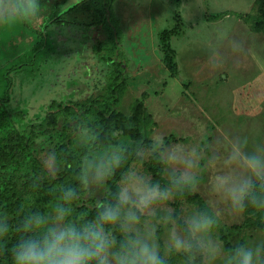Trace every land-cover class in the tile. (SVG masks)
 Instances as JSON below:
<instances>
[{
	"label": "rangeland",
	"instance_id": "1",
	"mask_svg": "<svg viewBox=\"0 0 264 264\" xmlns=\"http://www.w3.org/2000/svg\"><path fill=\"white\" fill-rule=\"evenodd\" d=\"M65 1L63 9L80 0ZM54 2L41 0L43 15L39 25L28 21L32 28H41ZM111 8L108 29L78 23L59 26L56 55L48 57L42 64L43 68L52 67L54 70L52 74L41 72L37 75L35 82L43 87L28 92L29 106L33 110L52 99L53 87L46 86L52 83L56 73L62 80L66 71L82 73L84 64L87 68H96L92 44L97 41L110 44L109 32L112 30L115 38L118 33L117 61L123 66L126 81L118 107L129 112L134 100L144 97L148 115L142 125L148 137L139 149L144 156L132 161L123 177L135 169L153 182L162 186L168 184V172L162 164L158 177L148 170L151 156H158L152 149L154 138L162 137L165 149L179 146L195 152L194 171L199 182L190 193L197 197L194 200L175 197L168 206L181 218L193 209L216 214L219 222L214 236L224 245L221 235L227 227L242 222L247 215H258V211L254 212L250 207L244 213H233L211 187L212 178L217 174L243 173L242 168L228 164L234 141L245 142V151L264 147V24L256 27L235 15H255L257 2L114 0ZM224 11L229 14L219 19L214 17ZM23 24L21 19L0 24V66L19 54L32 40ZM164 29H172L169 45L173 49L175 64L173 77L164 64L160 44V33ZM90 85L76 87L73 99L92 94L94 85L91 81ZM72 138L76 144V132ZM118 183L120 186L122 179ZM103 190L91 188L95 199ZM258 239H264V231H245L232 242ZM178 257H173L171 264H182Z\"/></svg>",
	"mask_w": 264,
	"mask_h": 264
},
{
	"label": "clouds",
	"instance_id": "2",
	"mask_svg": "<svg viewBox=\"0 0 264 264\" xmlns=\"http://www.w3.org/2000/svg\"><path fill=\"white\" fill-rule=\"evenodd\" d=\"M43 11L41 0H0V24L21 19L39 25ZM76 140L85 149L78 165L79 188L58 186L59 195L47 210L28 211L15 225L0 209V255L7 254L10 264H171L177 256L182 264H264V239L225 248L214 236L216 214L193 209L181 218L168 206L199 180L195 152L165 149L162 137L154 138L152 149L168 172V184L131 169L115 193L96 203L94 215L76 212L82 191L104 188L128 152L122 142L97 146L96 131L87 124L76 130ZM245 148V142L234 141L228 157L229 166L235 164L243 173H220L211 181L212 191L236 214L249 207L264 210V190L257 192L264 184V147ZM136 155L143 158L144 152ZM40 166L55 179L57 154L48 151ZM14 232L19 236L10 243Z\"/></svg>",
	"mask_w": 264,
	"mask_h": 264
},
{
	"label": "trees",
	"instance_id": "3",
	"mask_svg": "<svg viewBox=\"0 0 264 264\" xmlns=\"http://www.w3.org/2000/svg\"><path fill=\"white\" fill-rule=\"evenodd\" d=\"M113 1L80 0L63 9L66 1L55 0L51 13L44 18L39 30L32 28L28 21L21 20L32 40L19 54L0 66V209L10 214V223L13 225L28 211L47 210L59 195L58 186L79 188L78 165L85 149L75 144L72 134L81 124H87L96 131L97 146L122 142L127 145L128 152L125 162L107 181L99 199H95L91 188L82 191L76 212L94 215L96 203L107 198L109 193H115L119 188L118 182L130 163L140 159L136 152L148 137L142 128L148 115L144 97L135 99L129 112L118 107L126 89L123 66L117 61L120 40L118 33L115 38L113 31L109 30L110 41H107L110 44L103 41L92 44L96 68L90 69L84 64L85 70L82 73L69 70L71 78L66 71L62 80L58 79L60 74L56 73L52 83L46 86L50 89L53 87L54 90L52 99L47 104H40L32 110L27 96L28 92L43 87L35 82L37 75H41V72L52 74L54 70L52 67L43 68L42 64L48 57L56 55L57 41H60L57 39L59 26L78 23L108 29ZM256 2L255 15H235L247 23L252 22L256 27H261L264 24V0ZM227 14L229 11L220 12L214 17L219 19ZM171 31L172 29L161 31L160 44L164 52V64L173 77L175 64L173 49L169 45ZM58 63L59 61L57 65ZM90 81L94 85V92L84 98L73 99L76 87L82 84L91 86ZM50 150L57 154L59 162L55 179L47 177L40 166L41 157ZM160 166L158 156L152 155L148 170L154 177H158ZM262 190L264 184L258 185L257 192ZM192 196L190 191H186L178 194L176 199L186 197L194 200L197 197ZM29 203L30 207H22ZM249 209L258 211L251 207ZM245 231H264V210L258 211L257 216L247 215L242 222L227 227L221 235L224 247L236 245L237 243L232 242L233 239L239 238ZM18 236L19 233L14 232L10 243L15 242ZM0 264H10L7 254L0 255Z\"/></svg>",
	"mask_w": 264,
	"mask_h": 264
}]
</instances>
